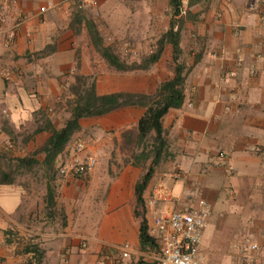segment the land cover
Returning <instances> with one entry per match:
<instances>
[{
    "label": "crops",
    "instance_id": "1",
    "mask_svg": "<svg viewBox=\"0 0 264 264\" xmlns=\"http://www.w3.org/2000/svg\"><path fill=\"white\" fill-rule=\"evenodd\" d=\"M96 1L80 7V0H0V143L13 148L20 137L26 147H40L49 136L40 125L47 111L48 120L63 127L72 96L64 89L76 69L95 76L99 94H151L173 76L171 44L147 69L119 71L99 55L85 26L93 21L108 45L106 38L125 35L116 42L120 57L139 62L169 29L170 0ZM194 1L181 18L180 60L190 67L184 102L163 116L168 153L154 168L141 211L149 227L155 215L204 198L211 215L200 245L202 264H264V0ZM125 19L139 23L111 35L107 24L121 28L122 22H112ZM145 110L126 106L80 120L81 129L94 126L93 138H77L63 153L83 140L81 156L96 154L97 163L86 178L57 172L52 207L47 189L34 197L19 182L0 184V264H109L123 243L134 250L124 264H157L158 253L140 247L135 212V186L152 156L133 157L116 172L102 166L126 131L132 133L127 147L138 145L134 133ZM60 115L66 118L61 124ZM160 188L169 197L147 206ZM252 244L258 247L245 250Z\"/></svg>",
    "mask_w": 264,
    "mask_h": 264
},
{
    "label": "trees",
    "instance_id": "2",
    "mask_svg": "<svg viewBox=\"0 0 264 264\" xmlns=\"http://www.w3.org/2000/svg\"><path fill=\"white\" fill-rule=\"evenodd\" d=\"M195 3L194 0H188V10L190 6ZM182 0H170L172 10V21L169 29L162 34L157 40V47L155 51L149 55L142 56L139 62L127 63L115 51L113 45H108L104 42L96 24L93 21L85 20V26L88 30L92 43L105 60L110 68L115 70H133V69H147L151 64L155 63L161 57L166 44L172 46V61L174 63V72L171 78L162 80L154 93H136V92H110L99 94L96 90L95 81L87 83L90 78L89 75H84L76 71L72 78L74 80L70 83V92L73 98L68 101L67 109L70 113L65 124L61 128H56L49 120L46 121L44 129L49 130V136L44 143L37 148L36 154L42 156L41 161L38 160L35 154L31 156L16 157L18 168L28 167L41 162L43 166L49 171H58L59 165L62 162L63 151L71 140L73 134L81 130L80 120L82 118H89L94 116H102L118 108L126 106H141L146 110L137 123V129L134 133L138 145H142L141 155L134 156L139 159L146 160L152 156V164L147 171L138 180L135 186L136 195V215L141 217L140 222V247L142 250H152L159 253V246L157 241L149 233L148 220L145 214L141 211L144 207V190L146 189L156 165L159 164L162 156L168 153L167 139L165 137V130L163 127V116L171 108H179L184 102V83L186 73L189 66L180 60V31L182 26L181 16L178 18L179 8ZM186 14V16H187ZM82 18V16H81ZM177 26V28H176ZM127 140H131L132 133L126 131L124 133ZM151 145L150 151H145L147 145ZM14 170H5L0 166V184H10L14 182ZM46 202L49 206L54 205V187L47 184ZM36 252L37 247L32 249ZM41 264V261H37ZM139 264H142L141 260Z\"/></svg>",
    "mask_w": 264,
    "mask_h": 264
},
{
    "label": "built area",
    "instance_id": "3",
    "mask_svg": "<svg viewBox=\"0 0 264 264\" xmlns=\"http://www.w3.org/2000/svg\"><path fill=\"white\" fill-rule=\"evenodd\" d=\"M48 5L49 3L40 7V11L45 12L49 8ZM84 5L94 7L97 5V1L80 0V7ZM187 10L188 1L182 0L178 17L184 16ZM85 146L83 140H78L71 152L63 153L62 162L57 171L61 178H86L92 173L97 163V155L88 154L82 157L81 152ZM250 150L261 152L262 147L252 146ZM156 195L147 201V206L155 205L159 197H169V191L160 188ZM210 215L211 205L204 198H199L195 206H186L182 209H174L167 213L155 215L152 224L149 226V233L155 238L159 246V253L154 257L157 264H202L200 245ZM257 247V244H252L245 247V250L248 248L256 249ZM133 252L134 250L129 243L118 245L116 252L109 259V264H124ZM102 256L106 257L107 255L104 253Z\"/></svg>",
    "mask_w": 264,
    "mask_h": 264
},
{
    "label": "rangeland",
    "instance_id": "4",
    "mask_svg": "<svg viewBox=\"0 0 264 264\" xmlns=\"http://www.w3.org/2000/svg\"><path fill=\"white\" fill-rule=\"evenodd\" d=\"M134 5V7L137 5L136 3H132V6ZM121 23V28L120 26H114V25H109L108 26V30L110 31V34L115 35L114 32L115 31H125V27L128 29L131 28H136L139 21L137 19H125V20H118L117 22L113 21V24H120ZM125 24V25H124ZM124 26V27H123ZM134 26V27H133ZM147 27V25H145ZM125 35L124 36H118L116 38L112 37L106 38L107 41L110 42V45H113L114 47V51L119 54H121V52L118 49V46L116 45V42L125 40ZM118 44V43H117ZM78 71V69H76L74 71V73ZM70 74V73H69ZM68 74V76H69ZM73 74V72L71 73ZM70 74V75H71ZM67 76V75H66ZM92 78H90L89 80H87L89 82L91 81H95V76L94 75H89ZM74 80V78H72V81ZM71 83V82H70ZM69 85H65V87L67 89H64V92H68L70 95H72V93L70 92V84ZM73 98V95L71 96L70 100ZM48 114H50V111H47L46 113L44 112V114H42L40 116V125L43 127L46 124V121L49 119ZM57 117V116H56ZM64 115H60L57 117V121L59 122V124H61V122L64 120ZM66 119V118H65ZM65 122V121H64ZM96 126V125H95ZM93 125H90L89 127H82L81 130L77 131V135L74 138H71V140L69 141V143H72L73 140L77 139V138H81L84 139L86 142H89V140L91 138H93V131H95V128H93ZM93 128V129H91ZM92 131V132H91ZM93 133V134H92ZM122 141L120 140L119 142L115 140V144L111 149L108 151V158L109 159H104V162L102 163V166L104 168L109 167L112 168L114 167V171H118L122 166L126 165L128 163L129 160H131L134 156L139 155V153L142 152V145H134L132 148H128V144H126V138L125 135L122 134L121 137ZM16 139V146L13 148H8L5 145V141L2 140V142L0 143V166L3 167V169L5 170H10L13 169L14 172V182H19L20 185L23 188H27L29 190L30 193H32V196H41L42 192L46 191L47 189V184L50 183L53 187L56 188V182L55 180L57 179V172L56 171H49L47 170L43 164H41V162L33 165L31 168L28 167H23V168H18L16 170V157H21L20 155L23 156H31L33 154L36 155V157L38 158L39 161H41L42 156L40 154H36L37 152V148L35 147H31L28 148L24 145L23 140L20 137H15ZM95 140V139H94ZM18 142V144H17ZM68 143V144H69ZM151 149V145H147L145 151H150ZM141 150V152L138 151ZM136 151V152H135ZM145 168H147V166H144V170ZM113 173V172H112Z\"/></svg>",
    "mask_w": 264,
    "mask_h": 264
}]
</instances>
